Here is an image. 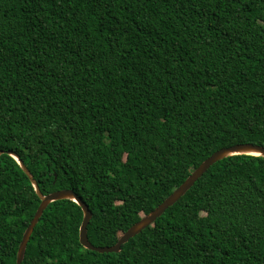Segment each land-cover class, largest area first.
<instances>
[{"label":"trees","instance_id":"16d2710c","mask_svg":"<svg viewBox=\"0 0 264 264\" xmlns=\"http://www.w3.org/2000/svg\"><path fill=\"white\" fill-rule=\"evenodd\" d=\"M264 145V0H0V264L44 194L113 245L214 151ZM51 202L21 264H264V156L211 165L122 245Z\"/></svg>","mask_w":264,"mask_h":264},{"label":"water","instance_id":"95a60500","mask_svg":"<svg viewBox=\"0 0 264 264\" xmlns=\"http://www.w3.org/2000/svg\"><path fill=\"white\" fill-rule=\"evenodd\" d=\"M7 152L18 161L21 168L29 177L32 185L34 186L38 196L41 199V202L35 212V215L33 216L32 220L30 221V224L28 225L26 231L23 234L22 240L18 248L16 264H21L25 257L28 241L32 235V232L36 224L38 223L46 207L55 200L72 199L81 205L84 216H83L82 224L80 226V242L84 247L99 252H112V251L118 252L121 250L122 245L126 243L131 237L140 233L144 228L154 223L156 219L160 217L168 207H170L175 202H177L191 188V186H193L194 183L204 174V172H206V170L215 162L236 154H254V155L264 156V145L247 142V143L234 144L231 146H225L214 151L207 158H205L191 172V174L157 207L152 209L150 212L144 214L138 221H136L132 226H130L126 231H124L120 235L118 241L115 244L104 245V246L95 245L89 240L88 224L92 217V210L90 209L89 205L85 201H83L80 196H78L77 192H75L73 189L63 188L44 194L41 191L39 184L35 179L33 173L26 166L21 156L13 150H8ZM2 153H3V149L0 150V155Z\"/></svg>","mask_w":264,"mask_h":264},{"label":"rangeland","instance_id":"374dc122","mask_svg":"<svg viewBox=\"0 0 264 264\" xmlns=\"http://www.w3.org/2000/svg\"><path fill=\"white\" fill-rule=\"evenodd\" d=\"M34 215H35V213H34ZM31 220H32V219H31ZM29 224H30V223H29ZM27 227H28V226H27ZM26 229H27V228H26ZM26 229H25V231H26ZM25 231H24V232H25ZM23 234H24V233H23ZM22 237H23V236H22Z\"/></svg>","mask_w":264,"mask_h":264}]
</instances>
